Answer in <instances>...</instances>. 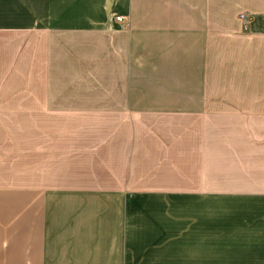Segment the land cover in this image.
Here are the masks:
<instances>
[{
  "label": "crops",
  "instance_id": "obj_1",
  "mask_svg": "<svg viewBox=\"0 0 264 264\" xmlns=\"http://www.w3.org/2000/svg\"><path fill=\"white\" fill-rule=\"evenodd\" d=\"M0 264H264V0H0Z\"/></svg>",
  "mask_w": 264,
  "mask_h": 264
},
{
  "label": "built area",
  "instance_id": "obj_2",
  "mask_svg": "<svg viewBox=\"0 0 264 264\" xmlns=\"http://www.w3.org/2000/svg\"><path fill=\"white\" fill-rule=\"evenodd\" d=\"M115 20L118 21L122 27L127 26L126 18L122 15H117L115 17ZM238 20L241 23L243 31H247L249 29V25L251 22V17L248 13L246 12H241L238 14Z\"/></svg>",
  "mask_w": 264,
  "mask_h": 264
},
{
  "label": "rangeland",
  "instance_id": "obj_3",
  "mask_svg": "<svg viewBox=\"0 0 264 264\" xmlns=\"http://www.w3.org/2000/svg\"><path fill=\"white\" fill-rule=\"evenodd\" d=\"M246 13H248V12H246ZM248 14H249V13H248ZM249 15H250V14H249ZM7 116H10V115H6V117H7Z\"/></svg>",
  "mask_w": 264,
  "mask_h": 264
}]
</instances>
